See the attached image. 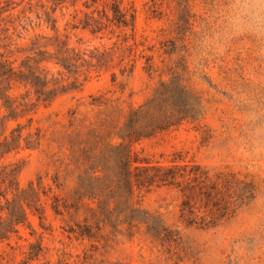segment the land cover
I'll use <instances>...</instances> for the list:
<instances>
[{
  "label": "rangeland",
  "instance_id": "374dc122",
  "mask_svg": "<svg viewBox=\"0 0 264 264\" xmlns=\"http://www.w3.org/2000/svg\"><path fill=\"white\" fill-rule=\"evenodd\" d=\"M84 1L54 10L52 0H0L8 28L0 54L14 67L59 47L108 52L106 64L80 67L73 88L46 104L22 85L8 90L18 108L3 128L20 127L21 148L0 164L14 169V185L26 193L17 206L23 222L0 241V264H264V38L234 30L231 0H117L128 25L106 23L97 32L79 19L102 2L86 9ZM52 61L41 68L71 82ZM169 80L196 96L198 118L117 138L131 108ZM7 114L0 101V118ZM29 132L32 149L24 147ZM119 142L136 165L191 163L226 175L233 181L226 217L204 225L182 211L171 187L118 193L109 179L92 184L91 154ZM98 163L110 171L113 161Z\"/></svg>",
  "mask_w": 264,
  "mask_h": 264
},
{
  "label": "trees",
  "instance_id": "16d2710c",
  "mask_svg": "<svg viewBox=\"0 0 264 264\" xmlns=\"http://www.w3.org/2000/svg\"><path fill=\"white\" fill-rule=\"evenodd\" d=\"M54 10L57 5L70 2L74 6L78 0H52ZM99 0H87L83 2L86 9L91 8ZM102 9L95 8L83 12V17L79 19L82 28H89L91 32L100 31L106 23L117 26H127V13L122 11L117 0H101ZM6 12L0 6V35L8 28L2 27L5 18L2 16ZM97 13V17L94 13ZM109 12L111 17H109ZM132 19V14L129 15ZM1 39V37H0ZM108 52L99 53L96 50L89 54L74 52L68 48L64 50L59 47L54 53L48 54L45 51H38L33 55L26 56L21 60L18 67H14L0 54V101L1 105L8 112L6 116L0 118V163L9 153L19 150L21 131L20 127L13 128L8 134L4 131V120L7 117H15L18 105H14L8 90L12 85H22L33 92L37 102L43 104L51 101L57 94L73 88L80 75V67L100 68L107 63L104 59ZM123 55L119 58V63L123 62ZM51 62L69 74L67 80L72 76V81L64 84L62 80L49 75L48 70L41 68L40 63ZM60 74V72H58ZM199 106L196 96L181 85L177 80L161 81L153 90L152 94L141 104L131 108L126 115L120 133L116 137L122 142L126 139L149 136L155 133L166 131L177 127L185 121L196 120L199 116ZM36 137L30 132L23 138L25 148L32 149ZM107 144L98 151L93 152L90 176L92 184L104 183L107 179L111 181V187L115 191L131 193L133 187H171L176 189L181 195V209L189 214L197 213L204 225H213L217 220L226 217L228 204L226 201V186L232 183L224 174H209L197 164L191 163H171V164H149L144 162L136 165L137 158L132 159L130 150L126 149L124 143ZM113 161L110 171H106L104 165L98 162L102 158ZM98 163V165H97ZM135 164V165H134ZM110 172V173H109ZM14 169L8 165L0 164V188L3 187L5 193L11 194V199L5 197V193L0 195L4 198V204H0V241L8 237L12 232H16V226L23 222L24 218L19 206V201L26 193L14 185ZM90 179V178H89ZM244 184V183H242ZM4 215V216H3ZM133 218V217H132Z\"/></svg>",
  "mask_w": 264,
  "mask_h": 264
},
{
  "label": "clouds",
  "instance_id": "9594fccd",
  "mask_svg": "<svg viewBox=\"0 0 264 264\" xmlns=\"http://www.w3.org/2000/svg\"><path fill=\"white\" fill-rule=\"evenodd\" d=\"M230 7L234 30L240 32L247 28L264 38V0H231Z\"/></svg>",
  "mask_w": 264,
  "mask_h": 264
}]
</instances>
